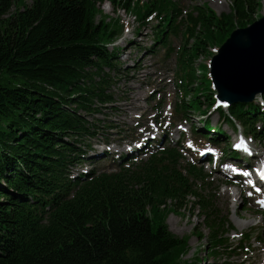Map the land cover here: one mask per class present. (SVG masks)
Returning <instances> with one entry per match:
<instances>
[{
	"label": "trees",
	"instance_id": "obj_1",
	"mask_svg": "<svg viewBox=\"0 0 264 264\" xmlns=\"http://www.w3.org/2000/svg\"><path fill=\"white\" fill-rule=\"evenodd\" d=\"M19 1L0 0V264H176L188 238L168 230L164 207L167 200L181 207L197 195L189 178L201 171L186 163L184 172L183 151L159 146L160 139L142 138L120 153L94 146L109 143L113 125L90 117L115 100L113 73L135 69L120 62L115 47L108 49L116 32L95 19L104 0H30L11 12ZM229 1V12L221 15L202 1L189 10L173 0H127L124 7L140 26L153 14L160 20L154 42L165 55L173 52L172 37L184 40L171 127L201 114L190 124L192 134L220 148L222 157H239L208 111L217 110L233 129L236 120L246 136L260 141L264 103L223 110L208 66L195 67L208 47H219L233 29L254 20L256 0ZM135 152L144 158L135 161ZM208 217L202 239L211 244L209 253L233 249L223 243L225 221L216 213Z\"/></svg>",
	"mask_w": 264,
	"mask_h": 264
},
{
	"label": "rangeland",
	"instance_id": "obj_2",
	"mask_svg": "<svg viewBox=\"0 0 264 264\" xmlns=\"http://www.w3.org/2000/svg\"><path fill=\"white\" fill-rule=\"evenodd\" d=\"M116 1L118 5L111 4L108 0L100 3L95 19L116 32V36L110 40L113 43L109 42L108 49L115 47L120 62L127 67L134 65L135 69L126 70L122 67L120 72L113 73L110 88L115 92V100L111 106L103 107L100 112L90 117L113 125L109 128V143L95 141L94 146L102 150L108 145L111 152L120 153L127 147L139 145L138 140L142 138L147 137L146 140L150 141L160 139L159 146H177L183 151L181 165L184 172L186 163L194 164L201 171L198 177L189 178L197 195L188 196L181 207L174 206V201L170 200H167L164 207L167 212L165 222L168 230L179 238H188L187 253L176 264H181L183 260L192 264H264V187H259L260 191L244 189L241 178L236 179L231 175L229 166L258 163L262 156L264 158V140H252L247 137L253 150L241 157H221L220 148L211 146L210 142L195 137L191 132L190 124L196 123L199 117H202L201 114H194L190 121H178L171 127V111L179 95L176 86L177 52L184 40L180 35L172 37L170 45L173 52L165 55V49L154 42L153 26L160 20L153 14L147 18V26H140L133 11L127 6L124 7L127 0ZM201 1L217 15L230 10L229 0H224L222 4H216L213 0H173L181 9L186 10ZM29 3L30 0H20L11 8V12ZM253 10V18L257 20L264 14V0H256ZM216 47L211 45L205 55L201 54L196 58L195 67L203 63L208 66L210 58L216 53ZM208 112L211 123L221 124L222 130L230 136L229 143L235 147L238 138L235 136L232 142L231 128L220 113L217 110ZM179 142L183 145L179 146ZM145 144L146 142L141 144L142 150H145ZM257 153L261 155L257 157ZM135 155V161L143 157V154L137 152ZM207 157H211L213 162L209 163ZM245 204H248L247 209L243 210ZM203 205L211 207L205 210ZM211 213L218 214L225 221L221 229L226 231L223 234V243H230L233 249L216 247L215 254L209 253L211 244L202 238L209 233L208 224L211 218L208 216ZM241 222L249 223L238 227ZM249 237L250 241L240 243L242 240H249ZM237 242L242 246L241 249H238Z\"/></svg>",
	"mask_w": 264,
	"mask_h": 264
},
{
	"label": "water",
	"instance_id": "obj_3",
	"mask_svg": "<svg viewBox=\"0 0 264 264\" xmlns=\"http://www.w3.org/2000/svg\"><path fill=\"white\" fill-rule=\"evenodd\" d=\"M208 69L215 98L224 106L262 100L264 14L234 29L211 57Z\"/></svg>",
	"mask_w": 264,
	"mask_h": 264
},
{
	"label": "snow or ice",
	"instance_id": "obj_4",
	"mask_svg": "<svg viewBox=\"0 0 264 264\" xmlns=\"http://www.w3.org/2000/svg\"><path fill=\"white\" fill-rule=\"evenodd\" d=\"M189 143L191 144V142H189ZM235 147L247 149V145L243 141H241L240 143L236 144ZM258 172H259L260 179L264 180V169H258ZM249 183H255V182L254 181H249ZM257 191H260V189L258 188ZM262 203H264V201H262Z\"/></svg>",
	"mask_w": 264,
	"mask_h": 264
},
{
	"label": "bare ground",
	"instance_id": "obj_5",
	"mask_svg": "<svg viewBox=\"0 0 264 264\" xmlns=\"http://www.w3.org/2000/svg\"><path fill=\"white\" fill-rule=\"evenodd\" d=\"M216 4H222V3H224V0H213ZM263 157V156H262ZM259 165L260 166H262V168L264 167V158H262L261 160H260V163H259ZM231 170H232V168H231ZM249 223V222H248ZM248 223H244V222H241V223H238V227H243V226H246V225H248Z\"/></svg>",
	"mask_w": 264,
	"mask_h": 264
}]
</instances>
